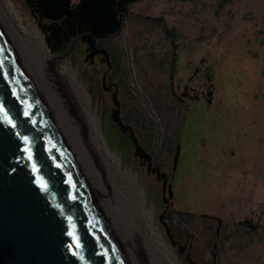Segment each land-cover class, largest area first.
Segmentation results:
<instances>
[{"label":"rangeland","instance_id":"1","mask_svg":"<svg viewBox=\"0 0 264 264\" xmlns=\"http://www.w3.org/2000/svg\"><path fill=\"white\" fill-rule=\"evenodd\" d=\"M7 2L20 29L39 30L23 0ZM97 43L106 61L81 43L46 61L61 86L70 63L106 154L136 176L176 263L189 264L182 248L190 264H264V0H140Z\"/></svg>","mask_w":264,"mask_h":264},{"label":"water","instance_id":"2","mask_svg":"<svg viewBox=\"0 0 264 264\" xmlns=\"http://www.w3.org/2000/svg\"><path fill=\"white\" fill-rule=\"evenodd\" d=\"M0 264H132L1 23Z\"/></svg>","mask_w":264,"mask_h":264},{"label":"bare ground","instance_id":"3","mask_svg":"<svg viewBox=\"0 0 264 264\" xmlns=\"http://www.w3.org/2000/svg\"><path fill=\"white\" fill-rule=\"evenodd\" d=\"M8 0H0V23L15 46L34 84L46 100L84 174L107 209L114 232L132 264H177L154 226L153 210L144 207L143 192L130 170L106 154L100 123L90 99L77 83L67 60L62 61L65 85L58 84L44 35L21 18Z\"/></svg>","mask_w":264,"mask_h":264},{"label":"trees","instance_id":"4","mask_svg":"<svg viewBox=\"0 0 264 264\" xmlns=\"http://www.w3.org/2000/svg\"><path fill=\"white\" fill-rule=\"evenodd\" d=\"M137 1L140 0H23L43 33L45 46L51 54H67L74 44L81 43L85 46V59L89 61L94 57L106 61V52L98 45V40L117 36L123 29L129 5ZM112 103L111 119L120 125L119 103L114 92ZM137 155L145 159L148 171L161 182L171 199L168 177L151 168L148 156L139 148ZM165 202L168 207L171 205V201ZM176 253L183 255L190 264L182 248H178Z\"/></svg>","mask_w":264,"mask_h":264}]
</instances>
